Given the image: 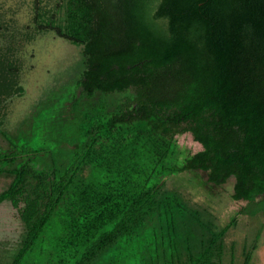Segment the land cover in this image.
<instances>
[{
    "label": "trees",
    "instance_id": "obj_1",
    "mask_svg": "<svg viewBox=\"0 0 264 264\" xmlns=\"http://www.w3.org/2000/svg\"><path fill=\"white\" fill-rule=\"evenodd\" d=\"M58 2V23L37 28L82 45L80 102L68 142L0 150V202L23 228L8 264L45 237L54 264H223L233 220L217 227L163 178H232L238 213L264 215V0ZM16 74L0 56V99ZM184 132L200 149L177 162Z\"/></svg>",
    "mask_w": 264,
    "mask_h": 264
},
{
    "label": "rangeland",
    "instance_id": "obj_2",
    "mask_svg": "<svg viewBox=\"0 0 264 264\" xmlns=\"http://www.w3.org/2000/svg\"><path fill=\"white\" fill-rule=\"evenodd\" d=\"M58 1L0 0V56L17 64L20 87L0 99L1 151L10 148L7 139L18 150L23 145L30 150L68 142L64 140L65 130L75 120L68 110L73 100L80 102L77 82L83 69L82 45L59 37L50 28H37V23L50 20L51 13L52 25L58 23ZM173 142V160L177 162L200 149L188 132L174 135ZM163 179L166 187L206 210L217 227L233 220L224 235L223 264H228L230 258L231 264H241L243 251L249 253L248 264H264V215L238 213L244 202L230 198L232 178L212 185L206 182L203 172L191 170ZM8 181V177L0 176V191ZM17 209L8 200L0 202V264L9 263L23 232ZM52 241L45 237L20 264H54Z\"/></svg>",
    "mask_w": 264,
    "mask_h": 264
}]
</instances>
